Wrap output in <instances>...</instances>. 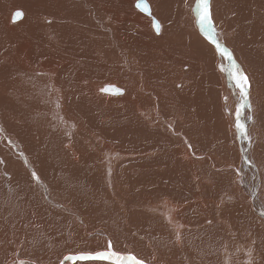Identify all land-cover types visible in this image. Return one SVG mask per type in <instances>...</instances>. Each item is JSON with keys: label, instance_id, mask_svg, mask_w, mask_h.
Returning <instances> with one entry per match:
<instances>
[{"label": "bare ground", "instance_id": "bare-ground-1", "mask_svg": "<svg viewBox=\"0 0 264 264\" xmlns=\"http://www.w3.org/2000/svg\"><path fill=\"white\" fill-rule=\"evenodd\" d=\"M62 1L65 2L61 5L60 0H0V40L7 44L8 54L7 59H3L0 50V76L5 73L13 79L9 87L12 92L4 98L0 97V122L5 107L1 105L2 98V103L6 104L11 101L12 93L18 95L21 90L22 97L36 96L42 103L37 115L43 122L44 131L48 126L52 136L58 134L65 139L61 148L64 155L55 152L57 149L54 147H46L45 151H39L38 157L36 151L41 148L39 144L34 147L14 136L16 131L28 139L30 131L19 130L16 123L11 124L13 129L8 132L0 127L3 130L0 131V264L3 261L16 264L22 253L28 255L27 261L32 262L28 264H59L64 255L74 254L76 249L90 246V251L98 250L99 241L95 238L108 237V228L102 222L113 221L119 223L113 232L118 240L112 241L114 248L121 252L135 250L136 255L151 264H154L151 259L156 256L154 252L159 250L163 251L161 258L165 263L189 264L203 246L215 247L224 243L226 238L232 243L236 238L247 240L249 246L244 251L247 256L245 262L250 263L254 253L251 244L256 242L258 248L264 249V218L260 216L264 208V24H260L261 35L252 41L253 55L246 57L243 65L236 60L251 82L252 110L249 113L245 109L242 116L244 120L248 115L253 118L247 122L251 137L249 148L247 143L235 138L237 100L233 95L234 89L227 79L224 87L218 83V75L213 70L214 49L195 24L192 11L195 0H148L151 16L139 13L134 8V2L116 12L103 10L98 13L94 9L103 0ZM242 1L243 7L236 0H211L214 24L221 40V30L230 35L239 29L235 7L243 12L246 23L252 22L248 15L264 16V0ZM8 3H11L10 6ZM228 4L231 10L225 12L222 5ZM16 9L23 10L24 17L13 23L14 14L11 12ZM153 18H158L161 24L160 35L152 30ZM107 19H110L109 25L105 24ZM131 27L134 29L131 30ZM2 33L7 34L5 39H2ZM85 41L88 43L83 46ZM177 41L183 42L175 43ZM135 43L141 49L134 52ZM153 48L160 50L154 54L153 63L158 65L160 78L154 68L148 66V53ZM35 49L50 54V64L36 63ZM68 52L69 56L66 55ZM163 53L169 57H164ZM84 56L92 62L91 65L84 63ZM158 62H164V65ZM71 66L75 71L69 73ZM60 71L66 72L70 86L82 90L85 96L78 97L81 107L72 102L69 114L62 113L65 112L62 108L66 97L57 81ZM39 75L44 77L43 82H37ZM221 75L220 71L219 78H222ZM16 81L20 83V90ZM109 85L121 89L124 95L101 92ZM184 86L190 94L185 99L186 105H172L175 87ZM137 88L142 92V99L134 97ZM89 102L93 106H89ZM119 103H123L130 118L120 120L115 111L105 114L106 108ZM186 106L187 111L198 112L203 125L210 127L201 129L199 124L184 116L186 110L181 111L180 108ZM82 107L85 114L93 115L88 128L82 127L76 116ZM142 107L146 112L142 111ZM160 107L165 108L163 112ZM169 112L177 120L170 118ZM160 113L161 122L169 131L167 135H174L172 141L178 140L175 147L179 146L180 150L173 153L167 142L160 140L164 144L160 149V161L169 165L164 166L160 162V173L166 171L169 177L166 173L153 175L149 179L150 187L143 190L146 189L145 181L125 171L128 168V161L125 160L131 159L132 163L159 162L155 150H149L147 141L142 137L149 132L142 130L150 127L145 122L148 117L153 125V119ZM133 115L139 118L135 119ZM171 124L173 129L169 126ZM127 125L130 129L126 128ZM208 130L225 133L226 140L218 142L214 138L208 144ZM72 132L77 138H81L80 133L85 137L73 145ZM114 132L123 142L128 141L126 151L108 152L109 145L102 144V140L112 141ZM154 134L161 136L163 132L156 130ZM209 150L225 152L223 158L226 162L231 161V155L237 158V163L230 162L227 169L232 173V183L239 191V203H235V196L228 189L224 195L228 204L224 205L219 199L221 194L216 193V183H199L198 180L197 184H193L196 177L203 176L212 167ZM33 156L42 165L32 167L28 159ZM245 156L253 162L251 166L243 163ZM25 158L27 166L22 164ZM37 169L42 171L41 176ZM31 171L38 174L40 184L32 181ZM65 171L75 177L64 181ZM171 177L175 180L170 183ZM134 181L136 184H133ZM224 181L222 174L219 182L223 184ZM30 182L33 185L29 191L23 192L26 190L24 184ZM61 185L67 189L65 193ZM121 187L129 191L123 192ZM85 188H91L92 192L104 190L108 198L98 197L92 192L84 197L81 191ZM33 194L38 196V202L31 200ZM65 194L75 196L82 207H78L76 213L66 212L59 216L55 213L58 207L56 201L59 195ZM113 198L120 200V204L111 203ZM12 202L16 209H12ZM208 203L214 205L222 226L220 233L214 230L216 226L213 228V236L202 228L208 226L209 220L198 227L185 216H178V205H184L182 212L195 209L196 215H199L205 214L211 207ZM224 210H235L240 216L250 219L240 221L239 230L234 232L226 225V219L221 217L220 213ZM166 217L171 218V223ZM16 224L20 229L15 228ZM178 226H182L179 227L180 242L176 241ZM195 228L199 235L191 239L188 236ZM23 232L27 237L21 236ZM15 233L20 234L19 238ZM68 235L71 236L69 239ZM101 243L102 250L106 243ZM209 261L210 264H220L210 258Z\"/></svg>", "mask_w": 264, "mask_h": 264}, {"label": "rangeland", "instance_id": "rangeland-1", "mask_svg": "<svg viewBox=\"0 0 264 264\" xmlns=\"http://www.w3.org/2000/svg\"><path fill=\"white\" fill-rule=\"evenodd\" d=\"M60 2L62 5L65 1L63 2L62 0H60ZM89 2H91V1H89ZM133 2L135 4L137 2V0H108V4L106 3V0H103L101 2V5H99L97 8L94 9V12L101 13L103 10H106V11L109 10V11L116 12L118 9L128 7L129 4H131ZM146 2L148 3V0H146ZM236 2L238 3V5L240 7L244 6L242 0H236ZM10 4L11 3H8V6H10ZM134 8L140 13V11L135 7V5H134ZM222 8L224 9L225 12H229L231 10V5H229V4L228 5H222ZM235 9H236V12L238 14V20H239L238 31H236V33L230 34V35H228V33L224 32L223 30H221L220 33L222 34V40L225 43V45L233 51L234 58L240 64L243 65L247 61L246 57L252 56L254 53V50L252 47V41L256 37L261 35L260 24H264V16L261 18H257V17L251 16V15H248V17L250 19H252V22L246 23V21L244 19L243 12L240 11L237 7H235ZM17 11L22 12V17L18 20L15 18V21L13 18V23L21 21L24 17V11L21 9L13 10L11 13L15 14V12H17ZM142 14H144V13H142ZM144 15H146V14H144ZM146 16H148V15H146ZM109 22H110V19H107L105 21V24L109 25ZM151 26H152V23H151ZM130 29L133 30L134 28L131 27ZM152 30H153V28H152ZM153 32L155 33L154 30H153ZM242 34L244 36H241ZM5 37H7V34L2 33V39H5ZM88 41H85L83 43V46L87 45ZM179 42H183V41H177L175 43H179ZM195 42L200 46V44L197 41H195ZM250 47H251V50H250ZM155 48L160 49V47H156V46H155ZM139 49H141V47H139L137 45V43H135V46L133 47V51L135 52L136 50H139ZM0 50L2 51L3 59H7V57H8L7 44L1 40H0ZM156 52H160V50H156L153 48L152 52L148 53V59L150 60V63L148 64V66L154 68L156 75L160 78V72H158V70H157L158 65L157 64L153 65L154 54ZM35 53H36V63L50 64V62L48 61V58H50V54H47L44 51H39L38 49H35ZM69 54H70V52H68L66 55L69 56ZM53 56H57V55H53ZM86 56L83 57V59L85 60L84 63L87 65H91L92 62L88 61L86 59ZM163 56L167 57V58L169 57V55L165 54V53H163ZM239 58H241V60H239ZM158 63H160L161 65L162 64L164 65V62H158ZM145 64L146 63H144L143 65H145ZM219 66H221V58L215 56V58L213 59V70L218 75V83L224 87V83L227 79V76H226V73L222 72V75H221L222 78H219V74H220V67ZM130 67H133V65H130ZM160 69H161V66H160ZM32 71H34V70H32ZM74 71H75V69L71 66L69 69V73H72ZM34 73H37V71H34ZM115 76L117 77L116 73H115ZM69 77H70V75H69ZM44 80H45L44 77H42V75H39L37 82L40 83V82H43ZM57 81L63 90L64 96L66 97V99L63 101V108H62L65 110V112L62 111V113L63 114L64 113L69 114L71 111L72 102L75 101L78 103V97L84 96V92L80 89H75L72 86H70L68 74L66 72L60 71L58 73ZM12 82H13V79L11 77L5 76V73H2V75L0 76V97L3 96V98H4L5 96L9 95L12 92L11 90H9V87H10ZM16 82H17V88L20 90V83H19V81H16ZM126 85L129 86L130 82L127 83ZM172 89H173V87L170 89V91ZM14 90L16 91V89H14ZM134 92L136 94V95H134L135 98H137V99L143 98L142 92L139 88H137ZM173 94H174V96L172 97V99H173L172 105H175V106H176V104L186 105L185 99L188 98L190 94H188L186 92L185 86L182 88L175 87V91L173 92ZM123 95H124V93H123ZM130 95H132V94L130 93ZM3 98H2V101H3ZM2 101H1V105L5 106V107L3 108V116H1L2 118H1V122H0V127L5 132H8L10 129H13L11 124L16 123L19 130L30 131V133L28 135V139H26L24 134H19L18 132H16L14 130L15 131V134H14L15 139H17V140L21 139L22 141H25L26 143H28L29 145H33L34 147L37 144H39L41 146V148H37V151H36V155L38 157H40L39 151H45L46 147H54L57 149L55 152H58L61 155L65 154V152L63 150H61V148H63V145L65 144V139L62 138L61 136H59L58 134L56 137H54L50 134L49 128L46 125L47 120L45 121V126H47V128L44 131L43 122L40 119V117L37 115V114H40V108L39 107L42 105V103L39 102V100L36 96L34 98H29V97L26 98L23 95V97H22L21 90H20V94H18V95H14L12 93L11 101H8L6 104H4V102L2 103ZM12 102L14 103L13 105L11 104ZM78 105L81 107V105L79 103H78ZM156 105H158V103H156ZM89 106H93V105L89 102ZM60 107H62V102L60 104ZM203 108H204V106L201 107V111H203ZM141 109H142V111L146 112V109L144 107H142ZM164 109L165 108L160 107L161 112H163ZM180 109H181V111L186 110V114L184 116H188V118H190L192 120V122L199 124L201 129H207L210 127V125L208 127H205L203 125L202 117L198 112L187 111L188 106H186V108H184V109L183 108H180ZM114 111L118 114V119H120V120L130 118V116L126 113L127 111H126V108L124 107L123 103L111 105L109 107V109L106 108L105 114H112ZM94 112L95 111L93 110L92 113H94ZM168 115L173 120H177L176 117L172 116L171 112H169ZM76 116H78V119L80 120L82 127H85V128H88L89 122L93 120V115L91 113L85 114L83 107H82V109L79 110V112L76 113ZM161 117H162V113H160L159 116L155 117L153 119V125L150 124L149 117H148L145 120V122L149 123L150 127L142 130V131L149 132L148 134H145L142 137H144V139L147 141V144L149 146V150H155V152H156L155 157L157 158V160L159 162L156 164H152V163L146 162V161H143V162L138 161L140 163H138V162L132 163L131 159L125 160L126 162L128 161L127 165H126V166H128V168H125V171L132 172L133 177L141 178L145 181L146 189H143V190H147L148 187H150L149 179L151 176L157 175V174L161 175V174L166 173V176L169 177L166 171H162L160 173V162L163 163L164 166H169V165H166L165 162L160 161V156H159L160 149H162L164 146V144L160 143V140H165L167 142V144L172 148L173 153L180 150L179 146L175 147V144H177L178 140L172 141L174 135H167L169 131H166L167 127L162 124ZM133 118L136 119L139 117L133 115ZM140 120H141V118H140ZM169 126L171 127V129H173V124H171ZM126 128L130 129V126L127 125ZM156 130L159 132L160 131L163 132V135L160 136V135L154 134V132ZM79 136L81 138L85 137V135L82 133H80ZM113 137H114V139L112 141H109V142H107L105 140L101 141L102 144L107 143L109 145L110 149L108 152L117 151L120 149H123V151H126L125 145L127 144L128 141L123 142L122 140H120L119 134L115 133V132L113 133ZM129 137L130 136H127L126 138H129ZM160 137H162L163 139H160ZM81 138L75 137L74 133L72 132V143H73V145L75 142L80 143ZM214 138H216L218 140V142H221V141L226 140V135H225V133L224 134L215 133L211 130H208L206 132V142L208 144H211L213 142ZM114 142H120V144L117 145ZM225 154H226L225 152L220 151V150H209V157H210V161L212 162V167L209 168V170L206 174H204L203 176L196 177L192 182H194L193 184H197V181L199 180V183H203V182L216 183L218 185V189H216V193L221 194L219 196V199L222 200L224 205H227L228 201L226 199H224V195H225L226 190L230 189V192L234 194L235 203H239L238 199L240 198V196H239V191H238L237 187L235 186V184L232 183L234 177H233L232 173L230 171H228V169H227L230 162L235 161V163H237L238 160L234 155H231L230 156L231 161L226 162L225 159L223 158V155H225ZM259 156H261V155H259ZM28 161L30 162V165L32 167H35V168H37L39 166V164L42 165V162H38L37 159L34 158V156L29 158ZM22 164L25 165V163H22ZM131 167H134V168L130 169ZM37 170H38L39 175L41 176L42 171L40 169H37ZM222 174H224V177H225V181L223 184H221L219 182V176ZM72 177H75V175L71 174L69 171H65V173L63 174L64 181L71 180ZM174 180L175 179L173 177H171L170 183L173 182ZM158 183H160V179H159ZM133 184H136V181H134ZM32 185L33 184L31 182L24 184L23 188L26 190H22V191L23 192L29 191V189ZM61 188H62V191L65 193L67 190L65 188V186L61 185ZM183 189H185V188H183ZM103 191L104 190L99 192V190H96V191L92 192L91 188H85L81 192H82V195L84 197H88L91 192L99 195L98 197H107V194L104 193ZM122 191L125 192V191H129V190L126 188H122ZM68 192H73V190H68ZM37 197L38 196L33 194V195H31V200H33V202H38ZM69 201L71 202V204H69ZM110 202L113 203L114 205L116 204V202H118L120 204V200H116V198H113ZM56 204L58 205V207H56L55 213L59 216H63L66 212H69L71 214H72V212L76 213L78 210V207H82L80 202H78L76 200L75 196H73V195L69 196L67 194L59 195V198L56 201ZM208 204L211 207H208L207 212L205 214H199V215H196L195 209L186 210L185 212H182L184 205H178L177 206L178 216H185L188 220L192 221L198 227L205 225L206 220H211L212 221L211 224H208V226H205L202 228L212 235L213 228L216 226L214 228V230L216 232L220 233L222 231V226L219 224L221 222L218 221V216L216 215V213L214 211V207H213L214 205L211 203H208ZM11 207H12V209H16L13 207V202H12ZM22 208H23V206H21V209ZM55 213L53 214V217H55ZM220 214H221V217L226 219V225H228L229 228L234 232H237L239 230V224L238 223L240 221L245 222V221H248V219H250V218H247L243 215L240 216V214H238L235 210H224ZM261 219H263V218H261ZM102 224L106 228H108L106 230L108 237L99 238L97 236V238H95V236H94V238L98 239V241H99L98 242V250H101V244H102L101 242L106 243V246H107V242L109 240H111L113 242L118 241L114 237V234H113L115 226L119 225L118 221L102 222ZM15 228L20 229V226L18 224H16ZM15 234H16L17 238H19L18 236H20V234H18V233H15ZM29 234H30V238H32L30 232H29ZM198 235H199V232L197 231V228H195L191 231V233L188 237L191 239H195L198 237ZM21 236L27 237L25 232H23L21 234ZM70 237L71 236L68 235V239ZM217 238L222 239L221 237H217ZM235 243H237V246ZM251 245L254 248V253H253V259L250 261V263L245 262V259L247 258V256L245 255L244 251L249 246V244L247 243V240L242 239V238H236L235 241L232 243V242H230L229 238H226L224 243H218L215 247L203 246L200 249V251L190 260L189 264H210L209 258L212 261L220 263V264H264V249L258 248L256 246V242H254ZM81 250L90 251V246H86L83 248L76 249L77 252H79ZM117 251H120V250L118 249ZM127 251L135 254V252H134L135 250H132V249H127V250H124L123 252L128 253ZM162 253H163V251H160V250L157 252H154V254L156 256H154L151 259L152 263H154V264H168V263H165L164 262L165 260H163L161 258ZM256 254H257V256H256ZM27 256H28L27 254L22 253L20 255V257H18V259L27 261L26 260ZM28 262H30V261H28ZM1 263L7 264L6 261H3ZM30 263H32V262H30ZM146 263L149 264L150 262L146 261ZM33 264H35V263H33Z\"/></svg>", "mask_w": 264, "mask_h": 264}, {"label": "snow or ice", "instance_id": "snow-or-ice-1", "mask_svg": "<svg viewBox=\"0 0 264 264\" xmlns=\"http://www.w3.org/2000/svg\"><path fill=\"white\" fill-rule=\"evenodd\" d=\"M135 7L142 13L151 16V9L146 0H137ZM195 16V24L199 29L200 34L214 49V54L221 58L220 71L226 73L228 83L233 91V95L236 97V109H235V138L240 140L242 143H247L249 148L251 147V137L247 128V122L252 121V116L248 115L246 120L242 119L244 110L247 109L250 113L252 105L250 101V89L251 82L248 75L245 73L240 64L237 63L234 58L233 51L225 45L220 39L219 33L214 24V16L211 7V0H195V6L192 8ZM22 12L17 11L14 14V21L16 17H21ZM152 28L157 35L161 34V24L155 18L152 19ZM179 86V85H178ZM101 92L111 95H122V90L109 85L101 89ZM226 99V98H225ZM59 108V104L56 105ZM63 120V117H60ZM0 131H3L0 129ZM187 143V141H185ZM191 148V146L189 145ZM243 155V154H242ZM23 158V154L21 153ZM2 162V161H0ZM25 165L27 166V159H24ZM243 163L247 166L252 165V161L246 156ZM239 176V172H237ZM31 179L36 184L41 183V179L35 171H31ZM260 216L264 218V208L260 211ZM168 222L171 223V218L166 217ZM212 223L211 220L208 221ZM179 227L176 232V241L180 242ZM249 255L251 252L249 251ZM16 264H28V261L19 260ZM59 264H146L143 258H139L132 252L124 253L115 250L111 240L107 242L106 248L95 251H84L81 250L76 253H70L63 256L60 259Z\"/></svg>", "mask_w": 264, "mask_h": 264}]
</instances>
